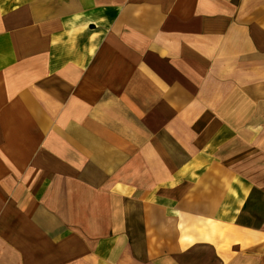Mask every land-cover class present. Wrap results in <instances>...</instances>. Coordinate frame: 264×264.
I'll return each mask as SVG.
<instances>
[{
  "label": "crops",
  "instance_id": "1",
  "mask_svg": "<svg viewBox=\"0 0 264 264\" xmlns=\"http://www.w3.org/2000/svg\"><path fill=\"white\" fill-rule=\"evenodd\" d=\"M0 264H264V0H0Z\"/></svg>",
  "mask_w": 264,
  "mask_h": 264
}]
</instances>
